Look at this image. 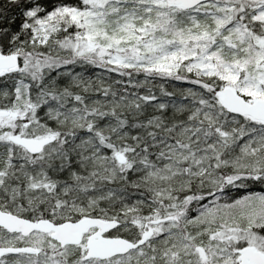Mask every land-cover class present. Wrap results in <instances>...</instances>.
<instances>
[{
    "label": "snow or ice",
    "instance_id": "1",
    "mask_svg": "<svg viewBox=\"0 0 264 264\" xmlns=\"http://www.w3.org/2000/svg\"><path fill=\"white\" fill-rule=\"evenodd\" d=\"M0 264H264V0H0Z\"/></svg>",
    "mask_w": 264,
    "mask_h": 264
}]
</instances>
